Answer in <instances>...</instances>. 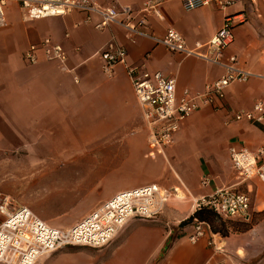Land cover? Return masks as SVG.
I'll return each mask as SVG.
<instances>
[{
  "label": "crops",
  "instance_id": "obj_1",
  "mask_svg": "<svg viewBox=\"0 0 264 264\" xmlns=\"http://www.w3.org/2000/svg\"><path fill=\"white\" fill-rule=\"evenodd\" d=\"M118 1L139 7L147 0ZM162 1L164 19L151 16L147 30L162 37L173 28L190 48L206 44L228 14L244 12L246 21L235 28L234 42L224 58L235 55L236 66L254 75L247 82L233 83L216 105H201L183 121L173 143L155 157L148 156L149 129L128 66L176 78L178 96L186 88L202 91L224 68L196 55L171 51L152 37H137L133 42L120 25L99 31L94 27L100 20L97 15L75 11L26 21L17 3L7 6V25L0 28V163L44 162L43 182L66 163L102 161L105 177L115 190L80 213L63 210L53 215L74 221L118 191L159 183L187 192L185 201L168 203L157 218L131 217L104 247L68 246L41 256L36 264H264V182L257 177L241 180L229 153L233 145L264 147V122L234 117L264 99V0H237L227 11L214 6L186 10L183 0ZM88 17L91 22L86 21ZM45 37L66 48L71 71L46 59L42 51L37 63L25 61L29 45ZM112 40L125 46L128 56L126 63L115 65L107 74L101 51ZM200 52L212 55L206 46ZM82 147L90 149L81 153ZM72 148L79 152L69 154ZM205 177L210 179L208 185L202 184ZM229 185L250 194L251 215L258 219L248 230L219 233L216 241L222 252L216 254L206 239L192 243L188 236L193 221L182 222L194 213L199 199ZM26 187L33 185L22 188ZM15 190L19 191L9 192ZM69 224L61 223V227Z\"/></svg>",
  "mask_w": 264,
  "mask_h": 264
},
{
  "label": "built area",
  "instance_id": "obj_2",
  "mask_svg": "<svg viewBox=\"0 0 264 264\" xmlns=\"http://www.w3.org/2000/svg\"><path fill=\"white\" fill-rule=\"evenodd\" d=\"M11 2L19 5L26 21L83 11L99 16L100 20L94 23L99 31H105L111 25H120L133 42L137 37H152L171 51L185 56L196 55L224 68L223 73L206 83L202 91L192 92L186 88L178 96L176 78L168 77L161 71L144 70L138 65L128 66L135 95L149 129L150 157L162 154L173 143L183 121L201 105H216L226 98L227 89L233 83L247 82L254 75L236 66L235 55L224 58L225 50L234 42L235 28L246 21L244 12L228 14L219 30L206 44L198 43L195 48H190L183 35L173 28L168 29L162 37H156L147 30L151 16L164 19L162 0H147L139 7L121 4L118 0L107 5L96 0H0V28L7 25V6ZM236 2L237 0H183L182 4L186 10L214 6L227 11ZM86 21L91 22V17ZM205 46L212 55L200 52ZM39 51L43 52L46 59L58 62L62 69L71 71L68 68V51L52 37H45L40 42L29 45L24 53L25 61L37 63ZM127 56L125 46L116 40L110 41L101 51L104 71L111 74L115 65L127 62ZM75 81L79 82L76 75ZM234 117L237 121L264 122V99L258 100L250 110L236 112ZM229 153L233 169L241 180L257 177L264 182L263 146L251 149L233 145ZM209 183L208 177L202 180L203 185ZM177 192V188H166L159 183L122 190L73 225L63 228L51 225L29 206H14L11 197L0 191V264H36L41 256L68 246L104 247L131 217L157 218L163 212L165 204ZM251 201L248 192L229 185L217 187L212 193L199 199L197 205L199 208L209 207L225 219L250 221ZM218 235L209 223L195 218L193 231L188 238L192 243L206 239L217 254L222 252V246L216 241Z\"/></svg>",
  "mask_w": 264,
  "mask_h": 264
},
{
  "label": "rangeland",
  "instance_id": "obj_3",
  "mask_svg": "<svg viewBox=\"0 0 264 264\" xmlns=\"http://www.w3.org/2000/svg\"><path fill=\"white\" fill-rule=\"evenodd\" d=\"M72 149L73 150L69 151V154H76L79 152L76 148ZM89 149L90 147H82L81 153L88 152ZM45 164L44 162H1L0 191L11 197L14 206H29L51 225L61 227V223L65 222L71 223L68 226L73 225L80 220V218L74 221V219L67 216L54 217L53 215H58L63 210H69V214L80 213L88 206L92 207L100 198L105 197L115 190L110 183L111 180L105 177V170L103 168L104 163L102 161L84 160L66 163L63 169L51 173L45 177L42 182L40 171L42 165ZM23 168H29L30 172L24 174L22 171ZM31 183L33 188H22ZM18 188H22V190ZM12 189H17L19 191L15 190L13 193L9 192V190ZM238 189L239 191L247 192L240 188ZM186 195L187 192L185 190H178V192L165 204L163 212L168 203L174 202L177 199L178 201H185ZM195 205L196 211L199 207L197 203ZM162 213L159 216L163 215ZM257 219L258 217L253 216L251 220L247 222L232 219L226 220L240 224L237 226L241 230L231 231L234 232L245 231L242 229L248 225L252 226Z\"/></svg>",
  "mask_w": 264,
  "mask_h": 264
},
{
  "label": "trees",
  "instance_id": "obj_4",
  "mask_svg": "<svg viewBox=\"0 0 264 264\" xmlns=\"http://www.w3.org/2000/svg\"><path fill=\"white\" fill-rule=\"evenodd\" d=\"M195 218L202 220V221H206L207 223L210 224L211 229L214 232L220 233L222 235H228L232 230H241L237 226V225H240L239 223H233L232 221H227L226 219H224L222 216H220L217 212H215L213 209L209 207H200L191 215V217L183 221L182 224L191 222ZM241 222H244V221H241ZM250 227L251 226L248 225L244 227V229L242 230H248Z\"/></svg>",
  "mask_w": 264,
  "mask_h": 264
}]
</instances>
